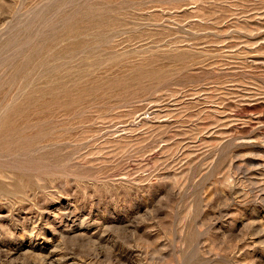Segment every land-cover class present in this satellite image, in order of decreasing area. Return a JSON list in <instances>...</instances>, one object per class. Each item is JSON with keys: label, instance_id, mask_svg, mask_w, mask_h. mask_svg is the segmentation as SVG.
Segmentation results:
<instances>
[{"label": "rangeland", "instance_id": "374dc122", "mask_svg": "<svg viewBox=\"0 0 264 264\" xmlns=\"http://www.w3.org/2000/svg\"><path fill=\"white\" fill-rule=\"evenodd\" d=\"M0 264H264V0H0Z\"/></svg>", "mask_w": 264, "mask_h": 264}]
</instances>
